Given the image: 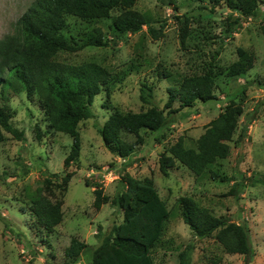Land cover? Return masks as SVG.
I'll list each match as a JSON object with an SVG mask.
<instances>
[{
	"label": "rangeland",
	"instance_id": "obj_1",
	"mask_svg": "<svg viewBox=\"0 0 264 264\" xmlns=\"http://www.w3.org/2000/svg\"><path fill=\"white\" fill-rule=\"evenodd\" d=\"M34 1L0 0V39L18 31V20ZM135 8L166 20L164 36L156 39L144 26L139 32L115 37L108 27L112 18L87 22L69 16L71 31L101 26L111 40L108 46L63 52L60 58L72 63L96 60L113 71L132 65V72L113 88L111 109H147L149 105L140 99L143 81L155 85V103L164 108L172 81L158 76L163 69L178 79L217 65L216 98L198 101L192 107H180V102H175L173 108L179 111L173 116L174 121L160 131L143 129L144 141L123 158L106 147L99 132L112 112L106 108L107 97L102 93L92 106L95 116L79 124L80 162L65 169L72 137L49 129L38 98L30 101L25 92H9L6 103L13 111L12 122L25 136L18 139L6 132V140L0 143V264H92V250L123 220V212L112 198L125 188L126 174L139 179L152 177L170 209L163 241L153 250L154 264H182L181 253L190 244L195 246L190 264H264V0L258 16L244 18L231 34L227 32L229 17L236 19L238 15L227 0L216 6L198 0H174L171 4L139 0ZM185 16L190 18V35L183 46L180 31ZM159 25L154 23L155 27ZM238 47L252 54L248 70L228 76L226 69L238 60ZM232 100L243 107L234 138L245 127V139L242 144L231 143L230 156L215 165L231 180L197 177L180 163L170 169L168 176L164 175L160 169L161 153L180 136L185 137L188 146H195L208 123ZM125 137L129 142L136 140L134 135ZM67 171H74V175L65 195L63 222L49 235H38L35 218L27 207L30 199L46 177L58 173L54 180L60 183ZM235 183L243 184L238 197L229 194ZM96 186L110 197L100 209L94 206ZM184 195L218 216L245 223L253 244L251 257L225 252L215 236L198 239L182 216L179 198ZM73 237L89 247L79 261L72 263L65 250Z\"/></svg>",
	"mask_w": 264,
	"mask_h": 264
},
{
	"label": "trees",
	"instance_id": "obj_2",
	"mask_svg": "<svg viewBox=\"0 0 264 264\" xmlns=\"http://www.w3.org/2000/svg\"><path fill=\"white\" fill-rule=\"evenodd\" d=\"M139 0H35L18 20L16 33L0 39V143L6 140L5 133L18 139L25 132L14 126L13 111L6 103L9 92H25L28 100L38 98L44 111L49 129L62 132L73 139L70 151L64 160L65 169L80 162L82 140L79 124L94 117L92 106L98 95L107 97L106 108L112 110L109 118L99 127L106 147L113 153L126 158L134 148L144 141L141 131H160L167 128L173 116L175 102L180 107H192L198 101L207 102L214 98L216 66L201 72L187 73L174 78L168 69L158 71V76L170 79L168 101L164 108L155 103V85L143 81L140 88L141 101L149 105L138 112L111 109L110 97L113 88L132 72L128 69L110 70L96 60L72 63L60 58L61 53H75L87 47L108 46L111 39L101 26L73 32L69 27V16L91 22L112 18L108 27L111 34L121 37L136 33L148 26L150 34L158 39L164 36L166 20L155 19L151 12L135 8ZM171 4L174 0H159ZM208 1L219 5L222 0ZM262 0H227L237 18L229 17L228 34L242 24L244 18L258 15ZM118 12L113 16L114 12ZM154 23H159L155 27ZM264 33V24H262ZM190 35V18L181 21L180 38L183 46ZM238 60L227 69L228 76H238L248 70L252 54L244 47L237 48ZM105 105V104H104ZM243 107L232 100L220 114L212 119L197 139L195 146H188L185 137L171 144L160 155V169L168 176L170 169L178 163L186 166L197 177L209 176L222 182L231 180L215 165L231 154V143L242 144L246 128L235 139ZM126 135H134L129 142ZM74 171H67L56 183L58 173L44 179L27 206L34 216L37 234H50L63 222V204ZM125 188L118 192L112 203L123 212V220L115 224L109 234L92 250V264H154L153 250L163 241L170 209L161 197L152 177L136 178L130 174L123 177ZM264 183V178L262 180ZM242 183H235L230 195L238 197ZM94 206L100 209L110 197L103 188L94 189ZM184 222L189 225L198 239L215 236L229 254L252 255L253 244L245 223L232 221L227 216H218L208 207L191 196L179 198ZM88 244L73 237L65 250L69 260L77 262L88 248ZM193 244L181 253L182 264H190Z\"/></svg>",
	"mask_w": 264,
	"mask_h": 264
}]
</instances>
